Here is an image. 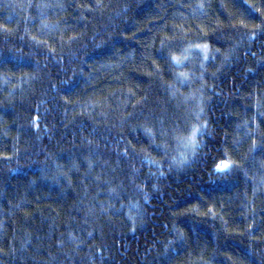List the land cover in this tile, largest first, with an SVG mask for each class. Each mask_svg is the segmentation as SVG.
I'll return each instance as SVG.
<instances>
[{
  "label": "trees",
  "instance_id": "trees-1",
  "mask_svg": "<svg viewBox=\"0 0 264 264\" xmlns=\"http://www.w3.org/2000/svg\"><path fill=\"white\" fill-rule=\"evenodd\" d=\"M0 264H264V0H0Z\"/></svg>",
  "mask_w": 264,
  "mask_h": 264
},
{
  "label": "snow or ice",
  "instance_id": "snow-or-ice-1",
  "mask_svg": "<svg viewBox=\"0 0 264 264\" xmlns=\"http://www.w3.org/2000/svg\"><path fill=\"white\" fill-rule=\"evenodd\" d=\"M173 59H175V58H173ZM195 131H196V128L194 127V129H193V138L195 136ZM224 163H225V165H227V162H224Z\"/></svg>",
  "mask_w": 264,
  "mask_h": 264
}]
</instances>
